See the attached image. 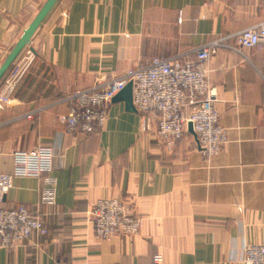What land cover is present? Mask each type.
Returning a JSON list of instances; mask_svg holds the SVG:
<instances>
[{
    "label": "crops",
    "instance_id": "crops-1",
    "mask_svg": "<svg viewBox=\"0 0 264 264\" xmlns=\"http://www.w3.org/2000/svg\"><path fill=\"white\" fill-rule=\"evenodd\" d=\"M46 1L0 0V66ZM263 22L264 0H57L0 79L15 100L0 110V173H12L16 151L54 153L52 171L14 178L0 208L24 205L47 234L0 248V264H242L246 246L264 245L263 52L220 49L207 63L227 138L214 156L190 132L166 151L123 102L89 135L60 120L66 97L96 81ZM48 179L52 205L41 203ZM104 198L141 218L137 235L95 237L87 212Z\"/></svg>",
    "mask_w": 264,
    "mask_h": 264
},
{
    "label": "built area",
    "instance_id": "built-area-1",
    "mask_svg": "<svg viewBox=\"0 0 264 264\" xmlns=\"http://www.w3.org/2000/svg\"><path fill=\"white\" fill-rule=\"evenodd\" d=\"M220 49L236 53L245 60L247 49L264 53V22L172 57L153 58L147 65L127 74L96 81L91 87L66 97L71 107L60 120L69 134L89 135L102 129L112 99L132 83V104L141 115V133L153 130L170 152L191 125L200 154L214 156L227 143L225 131L219 124L207 68L211 56ZM10 76L8 82L11 83L18 72L14 70ZM11 103L15 100L9 95H0V110ZM12 156V173H0V205L12 188L14 178H39L52 171L54 153L49 146L16 151ZM46 184L49 188L42 193L41 203L52 205L55 183L48 179ZM87 215L95 237L100 240L137 235L142 222L141 218L127 212L123 202L111 198L91 204ZM35 233L47 234L38 215L24 205L0 208V248L9 250L22 246ZM153 262L161 264V256L155 255ZM242 264H264V245L246 246Z\"/></svg>",
    "mask_w": 264,
    "mask_h": 264
},
{
    "label": "water",
    "instance_id": "water-1",
    "mask_svg": "<svg viewBox=\"0 0 264 264\" xmlns=\"http://www.w3.org/2000/svg\"><path fill=\"white\" fill-rule=\"evenodd\" d=\"M57 0H47L42 6L36 17L27 27V29L21 35L19 41L10 51L8 56L5 58L0 66V79L7 72L9 67L12 65L19 53L24 49V47L29 43L32 35L37 30L39 24L43 21L49 11L52 9ZM112 102H123L125 109L130 112H136L132 104V83H128L113 99ZM188 132L193 134L191 125H188ZM4 201V200H3Z\"/></svg>",
    "mask_w": 264,
    "mask_h": 264
},
{
    "label": "rangeland",
    "instance_id": "rangeland-1",
    "mask_svg": "<svg viewBox=\"0 0 264 264\" xmlns=\"http://www.w3.org/2000/svg\"><path fill=\"white\" fill-rule=\"evenodd\" d=\"M171 152V151H170Z\"/></svg>",
    "mask_w": 264,
    "mask_h": 264
}]
</instances>
